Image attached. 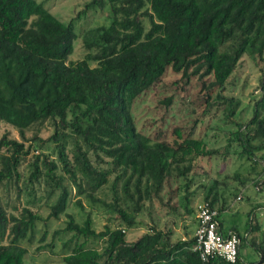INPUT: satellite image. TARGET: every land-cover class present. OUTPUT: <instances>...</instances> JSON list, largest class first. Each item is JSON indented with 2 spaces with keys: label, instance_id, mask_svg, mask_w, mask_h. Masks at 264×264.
<instances>
[{
  "label": "trees",
  "instance_id": "16d2710c",
  "mask_svg": "<svg viewBox=\"0 0 264 264\" xmlns=\"http://www.w3.org/2000/svg\"><path fill=\"white\" fill-rule=\"evenodd\" d=\"M97 10L107 11V23L79 33L78 23ZM79 38L88 52L69 62ZM246 55L257 65L264 61V0H87L69 20L56 16L42 0H0V122L14 127L24 140L33 131L34 141L51 142L58 152L57 161L36 155L30 181L46 182L50 197L61 190L53 216L68 208L67 179L78 196L109 214L101 231L93 228L90 214L83 223L68 214L63 230L73 235L64 242L68 252L62 264H264V237L259 236L264 229L253 211L245 233L232 230L240 237L236 262L220 256L202 260L196 236L177 238L168 220L129 239L149 204L172 206L173 190L186 214L193 211L190 204L201 187L205 201L220 204L219 214L225 209V181L206 179L208 170L201 161L225 158L228 147L210 148L203 136L178 125L165 130L163 120L155 134L139 127L134 107L159 86L193 92L196 83L192 99L201 102L202 116L224 106L243 120L235 123L230 142L238 141L239 154L251 169L248 174L260 166L257 178H251L263 190L264 93L246 121L241 102L225 93ZM261 82L264 89V73ZM174 99L173 94L163 103L171 106ZM47 127L51 135L39 137ZM30 152L31 146L18 138L0 137V188L20 177ZM60 168L67 177L58 173ZM250 176L237 171L233 179L244 185ZM173 182L179 184L175 189ZM108 184L111 201L96 196ZM78 204L83 207L81 199ZM219 214V230L228 236L231 231L223 229ZM42 219L29 207L20 216L8 215L0 195V264H27L23 241L34 238ZM61 233L56 229L54 236ZM246 245L260 254V261L244 259Z\"/></svg>",
  "mask_w": 264,
  "mask_h": 264
},
{
  "label": "rangeland",
  "instance_id": "374dc122",
  "mask_svg": "<svg viewBox=\"0 0 264 264\" xmlns=\"http://www.w3.org/2000/svg\"><path fill=\"white\" fill-rule=\"evenodd\" d=\"M42 1L45 2L46 6L56 16L64 20H69L80 10L84 9L87 0ZM88 14V17L84 18L77 25V31L79 30V33H82L88 26H95L94 24H103L108 21L106 10L91 11ZM87 52L82 38L77 39L75 41L74 52L69 57V62L85 58ZM95 64L93 63V65ZM263 67L264 61L257 65L247 55L244 56L234 73L232 82L225 91L226 94L236 97L241 102L240 108L244 111L243 119L245 121L251 117V107L253 104L264 93V89L261 87V78L264 73V69L262 70ZM192 86L193 92H187L184 89L177 91L173 86L166 84L149 91L142 98L138 99V103L134 107V113L139 127L146 130L149 129L155 134L156 129H159L158 125L163 120L166 123L165 130L170 129L171 126L178 125L186 132L195 131L196 136H203L210 148L224 149L228 147L229 152L225 158L217 155L216 157L213 156L210 160L204 159L201 161L208 170V174L204 176L206 179L219 177L220 180L225 181L221 188L226 201L225 206L229 204V201L235 202L232 212L223 211L221 214L225 230L229 231L230 227L235 226L241 233H245L249 227V216L252 211L262 230L264 229V183L259 186L263 187V190L258 191L252 182L254 177L257 178L256 175L259 172L258 169H260V166L257 167V170L251 171L249 173L250 176L248 170L250 171L251 169L248 160L239 154L241 148L239 147L238 141L230 142V139L233 137L231 131H235L238 128V125L235 123L243 120H236L235 117L228 113L224 106H219L217 109L211 110L206 116H202L198 112L200 111L201 102H195L192 99L198 85L194 83ZM173 94L175 95L174 103L171 106L164 104L165 97L172 96ZM226 107L229 109L230 105L226 103ZM4 134H7L9 137L18 138L20 141L25 142L27 147L31 146L28 160L23 161L19 168L20 177L13 178L10 184H4L0 188L2 203L8 215L20 216L23 209L29 207L43 217L38 224L34 238L32 240L28 238L23 241V244L28 247V253L25 259L26 263L62 264V258L68 252V248L64 247V242L68 241L73 235V232H65L63 230L66 227L67 221L70 220L68 214L73 215L79 223H83L88 214H90L93 219V228L97 231L104 229L108 223L107 217L109 214L107 215V212H104V208L100 205H93L85 196H78L72 187V182L67 179L66 183L71 187L69 188L71 196L68 208L66 211L59 213L57 217L51 215L52 207L57 202L61 190L56 189L54 195L50 197L48 196V190L51 187L46 182L43 180L42 182L30 181V163L35 161L36 155L39 154H42V158L44 154L50 160L57 161V150L51 142L42 144L34 141L33 131L26 133L27 140H24L20 136L19 131L1 121L0 137ZM50 135L51 128L47 127L39 134V137L46 139ZM68 153L72 158V153ZM260 163L264 164V159ZM41 167L43 166L41 165ZM237 171H240L242 175L250 176L244 185L233 179L234 173ZM58 173H62L67 177V174L63 172L62 168L58 170ZM261 179H264V176ZM178 185V182H173L172 189H175ZM204 195L203 188H199L191 201L190 207L193 211L190 214H186L185 210L179 206V196L175 194L174 190L171 193L172 198L170 200L172 206L168 205L163 207L158 203H156V206H151L149 204V207H151L150 210L139 216L141 223L129 232V239L134 240L146 232L149 227L160 226L167 220L169 221V226L175 228L177 238H180L184 234L194 237L198 225L196 208L201 201L205 200ZM238 195H241L240 199ZM96 196L111 201L113 195L110 185L108 184L96 192ZM168 198L169 195L165 198L166 202H168ZM80 199L83 207L78 204ZM173 207H177L176 212L172 209ZM236 207L237 209L234 210ZM174 220L175 224L173 225ZM56 229L62 230L60 236H54ZM259 236L261 240L264 237L261 233H259ZM49 243L52 244V247L47 246ZM89 245L100 246V242L90 241ZM243 257L246 261L261 260L260 254L251 245L243 247Z\"/></svg>",
  "mask_w": 264,
  "mask_h": 264
},
{
  "label": "built area",
  "instance_id": "2783aa9c",
  "mask_svg": "<svg viewBox=\"0 0 264 264\" xmlns=\"http://www.w3.org/2000/svg\"><path fill=\"white\" fill-rule=\"evenodd\" d=\"M198 227L196 230V246L200 250L202 260L220 256L230 262L238 259L240 237L231 232L228 236L219 230L218 210L208 201L197 205Z\"/></svg>",
  "mask_w": 264,
  "mask_h": 264
},
{
  "label": "crops",
  "instance_id": "0c3cea01",
  "mask_svg": "<svg viewBox=\"0 0 264 264\" xmlns=\"http://www.w3.org/2000/svg\"><path fill=\"white\" fill-rule=\"evenodd\" d=\"M235 202H231V201H229V204H227V206H225V209L223 210L224 212H229V211H231L232 212V210H233V208H234V204ZM220 204L218 203V205L215 207V208H218V206H219ZM237 209V207L234 209V210H236ZM221 214H222V212H220V214H219V217H220V219H221ZM250 218V217H249ZM197 227H198V225H197ZM223 229H225V227L223 228ZM235 229H237L235 226H232V227H230L229 228V231H231L232 232V230H234L235 231ZM197 230V229H196ZM226 231V230H225ZM228 231V232H229ZM187 237H190V236H188L187 234H184V235H182L180 238H182V239H186Z\"/></svg>",
  "mask_w": 264,
  "mask_h": 264
}]
</instances>
